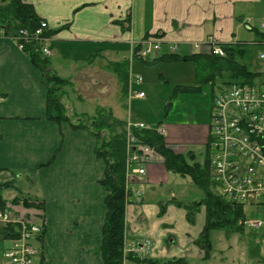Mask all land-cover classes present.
<instances>
[{"label": "crops", "instance_id": "obj_1", "mask_svg": "<svg viewBox=\"0 0 264 264\" xmlns=\"http://www.w3.org/2000/svg\"><path fill=\"white\" fill-rule=\"evenodd\" d=\"M25 1L34 5L52 30L49 66L52 72L70 80L63 90L66 110H108L115 116V105L146 98L147 93L143 98L128 96L117 64L125 62L130 75L139 74L143 67L147 72L151 65L135 55L147 38L159 39L165 55L177 43L178 53L188 56L208 50L210 39L240 46L238 35L243 28L255 35V45L264 47L259 43L264 36L259 25L264 20V0ZM257 20L259 23L253 25ZM71 50L74 56L89 54V58H61L64 62L50 59L58 51L67 55ZM102 50L115 51L116 56L97 61L96 57L90 58H107ZM67 61L72 63V71H67ZM156 62L173 63L165 59ZM63 72L72 75L68 77ZM118 83L122 91L119 102L104 104V96L117 91ZM151 87L148 79L137 89L150 92ZM0 95V195L6 206L11 204L16 219L22 213L24 220L42 227L34 240L38 249L36 262L106 264L102 244L107 192L100 183L106 166L96 154L97 139L87 129H73L68 121L57 123L47 118L48 88L43 71L4 30H0ZM74 100L79 103L75 105ZM208 119L210 111L202 137L206 147ZM125 120L128 123L133 119ZM159 125L164 127L166 142L177 152L183 151L177 146L190 143L184 133L177 135L172 125L168 126L169 136L165 134V123ZM189 150L195 153L187 145L185 153ZM147 165L146 178L130 183L131 188L141 189L142 196L132 192L131 201L127 199L125 249L134 244L132 253L139 258L185 257L191 264H207L211 258L204 261L205 251L197 242L205 225V207L201 206L196 221L190 222L186 208L178 202L190 203L175 195L167 198L164 191L163 195L159 191L178 173L168 171L157 159ZM170 193L174 194V190ZM26 199L39 203L40 208L24 207L22 201ZM4 233V223L0 221V264H7L4 251L9 241Z\"/></svg>", "mask_w": 264, "mask_h": 264}, {"label": "trees", "instance_id": "obj_2", "mask_svg": "<svg viewBox=\"0 0 264 264\" xmlns=\"http://www.w3.org/2000/svg\"><path fill=\"white\" fill-rule=\"evenodd\" d=\"M42 20L34 5L25 0H0V30H4L9 36H15L23 28L34 31L39 28ZM46 33L52 34V30H46ZM262 37L259 43L264 45V36ZM256 43L258 42L256 41ZM219 44L226 50V56L224 57L213 54L205 55V53L199 52L188 56H182L179 53H168L165 56L153 59L151 62L148 61L149 59H142L148 64H152L159 59H165L169 62L193 61L197 64V69L201 73H205L206 76L202 74V78L198 79L196 85L176 86L174 93H178L177 90L187 93L200 92L205 85L211 84L213 86L216 78H223L226 72L230 74L232 79L226 82V87L233 83H256L255 80L263 75L261 71L252 70L249 65L236 61L237 52L243 53L241 49L239 50L236 46L230 44ZM25 51L30 55L31 60L42 69L44 74L45 84L48 88L47 118L57 123L68 121L73 129H87L97 139L96 154L104 161L106 166L105 175L100 180L101 185L107 192L105 203L108 213L104 226V241L102 244L105 263L127 264L131 262H144L145 264H191L185 257L168 259L139 258L132 252L128 255L125 253L128 159L127 122L124 119L113 116L110 112L105 114L100 112L97 116L87 115L83 118L76 119L66 110L63 101V90L70 80L50 70L49 56L42 53L38 41L29 42L26 45ZM136 53L137 51L135 52L137 56ZM117 70L125 84V89L128 91L130 73L125 62L117 64ZM214 95L215 92L213 93V97ZM83 121L86 122L83 123ZM159 124L154 126L157 128ZM133 133L140 142L150 145L164 156V164L168 171L178 173L182 176H190L194 183L204 191L205 197L200 201H193L190 204L178 202L180 206L186 208L188 220L192 223L196 221V215L201 206L205 207V225L200 238L197 240L200 247L205 251L204 261L209 260L211 257L212 245L210 235L213 230L229 227L234 231H244L246 203L231 200L217 190L212 178L208 146L205 148V159L199 161L196 158V152L193 153L191 150L187 153L175 152L172 146L166 142L164 134L157 130L133 128ZM4 202L0 195V210L7 208L8 205L6 206ZM22 202L24 207L40 208V204L35 201L26 199ZM37 226L40 228V231L31 238V243L35 247L34 240L42 232V227L40 225ZM4 231V236L9 241V246L13 235H17L18 226L17 224H4ZM8 231L9 233H14L10 235Z\"/></svg>", "mask_w": 264, "mask_h": 264}, {"label": "built area", "instance_id": "obj_3", "mask_svg": "<svg viewBox=\"0 0 264 264\" xmlns=\"http://www.w3.org/2000/svg\"><path fill=\"white\" fill-rule=\"evenodd\" d=\"M264 26V23H263ZM49 25L42 20L41 25L34 31L20 29L15 36L20 49H26L29 42L38 41L44 55L51 54L52 35L47 34ZM207 44L213 46V53L226 56L224 47L210 39ZM199 45H196L198 48ZM161 42L159 39L147 38L137 56L148 59L159 57ZM180 50L177 43L169 48V53ZM264 59V53L260 55ZM143 83L138 75L129 77V97H145L143 91L136 87ZM2 96L0 95V100ZM149 129L144 123H128L127 129V199L131 201L132 192L142 196L141 189L131 188L132 181L142 182L148 172L147 164L153 160H162L157 151L148 144L140 142L133 133V128ZM210 134L207 146L210 152L212 178L217 190L227 198L251 204H264V82L233 83L219 93H215L212 102ZM164 133L163 127H157ZM11 204L0 210V221L4 224H17V235H13L10 245L4 252L7 264H38L35 260L36 247L31 238L40 228L22 217L13 214ZM244 224L260 227L264 223L259 220L245 219ZM9 233V231H8ZM9 233L10 235L13 234ZM135 245L130 244L125 253L128 255ZM127 264H145L127 263Z\"/></svg>", "mask_w": 264, "mask_h": 264}, {"label": "rangeland", "instance_id": "obj_4", "mask_svg": "<svg viewBox=\"0 0 264 264\" xmlns=\"http://www.w3.org/2000/svg\"><path fill=\"white\" fill-rule=\"evenodd\" d=\"M254 11L257 13L255 8ZM257 22L258 20L254 22L253 25ZM263 23L264 20L259 24L262 29L258 25L259 29L262 31H264ZM238 36L240 39V46H236V48H241L243 53L237 52L236 61L249 65L252 70L261 71L263 75L258 77L255 82L263 81L264 59L260 57V54L263 53L264 47L255 45L257 41V39H254L255 35L249 34L246 30L243 31V28H240ZM102 51L109 56L107 55V58H105L104 56H91V54L90 58L96 57L95 60L97 61L104 59L109 60L116 56L115 51ZM164 52L166 51L161 47L159 56L165 55ZM94 53H96V51H94L93 54ZM204 53L205 55H215L213 53V46L210 45V48ZM55 55L56 54H52L50 59L61 62H64L61 58H66L68 61L71 60L70 58L83 60L89 58V54L87 55L88 57L74 56L73 50L69 51L67 55L60 51L57 52V56ZM152 58L154 57L151 56V59ZM151 59L148 61L151 62ZM68 61L67 71H72V63H68ZM148 65L151 66L147 72L146 68L143 67L139 74H135L140 76L145 84L146 80L148 82V79L152 83L150 92H146V90L143 89L145 95L147 93L146 98L142 100L128 99L129 101H127L126 105H115L119 102L120 95L122 94L118 83L117 91L112 92L109 96H104L102 102L106 105H109V103L115 105L114 109L117 110H113V112L117 118L125 120L127 117H132L133 120L129 121L132 124L144 123L152 126L158 123H165L167 127L165 134L167 132L168 136V126L172 125L177 135L184 133L183 137L189 138L187 140L190 141V143L187 144L188 147L196 152L197 160L203 161L205 159L206 146L204 142H202V137L206 132V117L209 111L210 119H208V133L209 130H211L212 93L215 92L217 94L221 89L226 88V82L232 80L230 74L226 72L223 78L217 77L213 86L211 84L205 85L203 91L199 93H174L173 89L178 86V84L185 86L196 85L198 79L202 78V74L206 76L205 73H201V71L197 69V64L195 62L189 61H183L182 63L155 62ZM63 73L68 77L72 75V72L71 74L67 72ZM139 86L140 85L134 87L138 88ZM95 100H97V98H95ZM78 103V100H74L75 105ZM94 103L95 101H93V104ZM88 107H91V104H88ZM107 111L108 110H68L76 119L83 118L87 115L97 116L100 112L105 114ZM83 112H86V114H82ZM84 122L86 121H83V123ZM149 129L153 128L150 127ZM153 130L158 131V129ZM193 137L197 139L194 140L192 139ZM186 146H177L176 149L180 151L183 150L182 152L185 153ZM174 151L177 152L175 149ZM157 153L158 156H162L163 158V160H159V162H164V156L159 152ZM175 176L176 177L173 178L167 186L159 189L160 195H163L164 191L165 194L168 195L167 198H171L175 195L178 200L189 203L192 201H200L205 197L204 191L194 183L190 176L183 177L178 174ZM172 189L174 190V194L170 193ZM245 211L247 219L259 220L264 223V204L246 203ZM36 220H39V218H36ZM210 239L212 252L210 257L211 260L207 264H264V224L260 227L247 224L245 225L244 231H234L229 227L215 229L211 232Z\"/></svg>", "mask_w": 264, "mask_h": 264}]
</instances>
